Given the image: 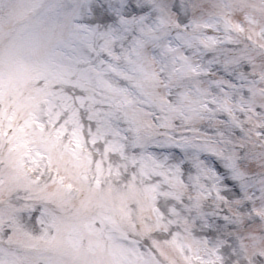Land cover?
I'll return each instance as SVG.
<instances>
[{"label":"clouds","instance_id":"9594fccd","mask_svg":"<svg viewBox=\"0 0 264 264\" xmlns=\"http://www.w3.org/2000/svg\"><path fill=\"white\" fill-rule=\"evenodd\" d=\"M11 8L0 0V82L40 71L69 81L55 91L73 108L41 118L64 129L80 183L116 204L139 195L126 235L107 230L112 240L155 264H264V0H22L18 17ZM93 112L111 131H98ZM24 171L25 183L0 189V264L54 255L42 238L81 213L79 189L54 161L35 154ZM58 189L70 203H57Z\"/></svg>","mask_w":264,"mask_h":264},{"label":"snow or ice","instance_id":"6c2138e0","mask_svg":"<svg viewBox=\"0 0 264 264\" xmlns=\"http://www.w3.org/2000/svg\"><path fill=\"white\" fill-rule=\"evenodd\" d=\"M11 4L10 16L21 15L22 0H11ZM119 38L124 39L123 36ZM135 45L138 49L147 51L143 38L137 37ZM105 51L112 59H119L110 48ZM241 59H247L251 63V57L246 54H241ZM211 63L209 60V64ZM108 70L121 79H129L112 64H108ZM34 79L37 81L36 86H33ZM60 83L68 84L69 81L50 76L45 71H40L35 77L26 75L19 80H10L7 85L0 82V189L5 185L12 187L25 183L28 179L24 171L25 161L35 154L47 156L50 161L55 162L61 171V181L65 178L68 180V189H79L81 213L64 223L56 236L42 238V246L50 249L54 255L41 258L38 264H155L153 260L138 254L135 249L115 243L107 231L126 235L123 231L127 221L126 207L129 201L139 202V195L130 191L119 198L118 204L108 199L99 200L91 195L90 189L80 183L79 173L83 165L76 159L66 157L61 149L64 129L49 130L43 122L41 114L46 110L51 112L58 105L64 109L73 108L70 97L55 91ZM78 86L82 91H87V78H83ZM152 99L163 108L164 98L153 96ZM85 100H91V97H77L81 106ZM92 118L98 122V131H111L105 128L108 123L107 114L93 112L90 115V119ZM69 122L77 123L71 119ZM77 131L73 129V136L77 135ZM112 134L118 133L113 131ZM53 197L58 204L70 203L65 200L62 189H58ZM146 207H142L141 211ZM91 208L98 210L96 214H89ZM131 227L134 229L135 225Z\"/></svg>","mask_w":264,"mask_h":264}]
</instances>
